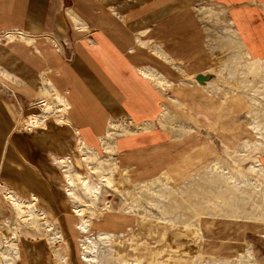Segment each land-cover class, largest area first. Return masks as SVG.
I'll use <instances>...</instances> for the list:
<instances>
[{"label":"rangeland","instance_id":"rangeland-1","mask_svg":"<svg viewBox=\"0 0 264 264\" xmlns=\"http://www.w3.org/2000/svg\"><path fill=\"white\" fill-rule=\"evenodd\" d=\"M261 7L264 12V2ZM231 16L226 5L212 0L196 6L190 27H184L186 46L167 47L176 50L173 62L160 43L150 47L165 72L139 71L163 93L154 121L155 132L163 136L152 141L170 145L171 155L163 159L170 161L157 163L150 175L140 174L114 148L117 133L136 134L153 127L152 121L131 127L125 122L130 118L110 120L101 146L94 149L81 139L92 149L84 156L76 135L73 147L66 149L65 143L67 151L60 156L68 157L69 166L56 162L67 203L61 221L33 214L24 222L6 202L8 186H0V264L23 263L24 241L45 242L50 264H87L81 259L82 243L89 245L96 264H264V168L259 162L264 154V57L248 55ZM31 39L21 31L0 32L3 47ZM49 74L38 71L34 97L18 105L17 89L24 84L0 66V89H12L14 99L7 98L6 105L14 120L25 124L48 100L52 113L62 106L50 96L47 80L54 83ZM68 110L69 105L66 116ZM46 124L44 129L57 126ZM16 129L35 130L15 122ZM83 178L98 188L94 196L81 189ZM69 179L76 184L75 198L66 191ZM74 208L83 210L89 224L85 232L77 228Z\"/></svg>","mask_w":264,"mask_h":264},{"label":"crops","instance_id":"crops-1","mask_svg":"<svg viewBox=\"0 0 264 264\" xmlns=\"http://www.w3.org/2000/svg\"><path fill=\"white\" fill-rule=\"evenodd\" d=\"M212 1L230 10L234 30L248 55L264 57V0ZM207 2L0 0V32L21 31L32 37L30 42L0 46V66L8 73L14 72L24 84L17 89L20 101L16 98V102L21 105L32 99L38 71L48 70L69 105L66 127L56 124L49 129L15 131V122L22 127L25 124L14 120L6 105L7 98L14 99L12 89H0V186L7 185L26 199L35 196L38 209L53 221H61L67 203L56 158L73 147L77 134L87 146H101L100 136L110 120L123 117L138 124L153 122V127L133 135L116 134L114 148L122 151L127 165H136L140 174L150 175L157 163L160 167L169 162L171 158L163 159L170 154V145L161 143L163 139L152 141L163 136L162 131L155 132L154 125L163 93L139 71L160 73L165 69L153 56V41L170 52L165 58L174 61L176 50L167 47L186 46L183 31L188 29L185 25L190 27L192 10ZM179 30L181 36L176 41ZM259 162L264 168V154ZM2 215L0 205V219ZM22 245L21 264H50L45 242L24 241Z\"/></svg>","mask_w":264,"mask_h":264},{"label":"bare ground","instance_id":"bare-ground-1","mask_svg":"<svg viewBox=\"0 0 264 264\" xmlns=\"http://www.w3.org/2000/svg\"><path fill=\"white\" fill-rule=\"evenodd\" d=\"M153 77H155V76H153ZM151 78H152V76H151ZM48 86L51 89H53V91L50 92L51 98H53V100H56L59 103V105H62V106H59L57 108L56 112L52 113V107H51L52 101L48 100L45 103H43L42 106L40 107V110H41L40 114L31 115L29 117V120H26L25 126L27 128H29V130L33 129V128H41V127L44 128L46 126V122L48 120L49 121H55V123H57L59 125H64V126L69 123L67 120V116H66L67 108H68V102L66 101V99L64 97H61L59 95L55 86L49 80H48ZM167 87L169 88V86L164 85L163 88L166 90ZM46 89H48V88H46ZM125 122L128 126L134 127L133 121L131 119H125ZM76 137H77V141H78L77 150H78V152L81 153V154L79 153L81 156L88 154L87 151L92 152V149L88 148L82 142V140H81L82 138L80 135L77 134ZM86 158L84 160H87ZM91 160H92V158H91ZM56 162L61 163V165L65 167V166H69L70 161H69L68 157L67 158L66 157H60V158L56 159ZM89 163H92V162H89ZM104 181H105V184L107 186L115 188V186L111 180L105 179ZM80 182H81L80 186H82L81 189L83 188L84 191H87L90 194V196L91 195L94 196L97 193L98 188L97 187H95V188L91 187L86 178H83L81 181H79V183ZM75 186H76V184L71 179H69L68 180V186L66 187V191H68L67 192L68 195H70L72 198H75V195L73 193V191H74L73 189H75ZM80 186L78 185L79 188H80ZM6 190H7V192L3 193V195L6 199V202L11 206V208H13L14 210L17 211V214L22 218V220L24 222L27 223L29 220V217L33 214L39 220L45 219V215H44L45 213L36 207V203H35L36 197L35 196H32L31 201L27 202L24 198H22L20 195H17L16 193H14L12 190H10V189H6ZM74 212H75L76 216H78L80 219V224H78L77 228H79L81 230V232H85L87 230L89 224L87 221H85V219L83 217V210L74 208ZM82 246L84 248L82 250V253H81L82 261L86 262L87 264H96L94 262L93 257L91 256L92 250H90L89 245L82 243ZM127 264H134V263H127Z\"/></svg>","mask_w":264,"mask_h":264},{"label":"water","instance_id":"water-1","mask_svg":"<svg viewBox=\"0 0 264 264\" xmlns=\"http://www.w3.org/2000/svg\"><path fill=\"white\" fill-rule=\"evenodd\" d=\"M197 80H198L199 82H201V78H200L199 76H197Z\"/></svg>","mask_w":264,"mask_h":264}]
</instances>
